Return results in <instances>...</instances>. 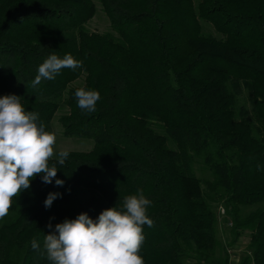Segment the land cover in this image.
Returning a JSON list of instances; mask_svg holds the SVG:
<instances>
[{"label": "trees", "instance_id": "trees-1", "mask_svg": "<svg viewBox=\"0 0 264 264\" xmlns=\"http://www.w3.org/2000/svg\"><path fill=\"white\" fill-rule=\"evenodd\" d=\"M99 3L117 37L86 28L93 0H0V97H21L49 132L62 102L63 134L94 141L88 151H68L63 165L52 158L51 184L37 175L13 197L0 225V264H51L43 242L56 224L80 213L96 219L138 189L154 221L143 226L144 264H229L227 250L217 252L211 202L218 200L231 220L228 245L249 231L250 252L239 264H264V206L240 214L264 204V0ZM53 53L71 54L82 67L34 88L39 65ZM82 75V85L69 86ZM78 88L100 93L95 112L77 106ZM242 88L252 122L234 108ZM195 159L211 172L207 192L193 173ZM49 193L59 195L46 208Z\"/></svg>", "mask_w": 264, "mask_h": 264}, {"label": "clouds", "instance_id": "clouds-1", "mask_svg": "<svg viewBox=\"0 0 264 264\" xmlns=\"http://www.w3.org/2000/svg\"><path fill=\"white\" fill-rule=\"evenodd\" d=\"M79 67L82 61L71 54L60 58L53 53L39 65L32 86L35 88L42 80H54L64 68ZM75 97L77 106L89 114L96 111L101 99L97 90L85 88H78ZM56 141V135L39 120V113L25 110L21 97H0V219L8 214L13 197L29 189L37 175L42 174L46 184L57 177L58 169L55 164L50 166L49 161L55 155L63 165L69 152H54ZM63 183L55 179L57 186ZM58 195L49 193L45 207H51ZM150 204L143 190L138 189L137 194L124 197L121 208H106L96 219L87 213H80L75 219L66 218L44 237L47 259L51 264H144L139 253L145 239L143 226L154 225L147 215ZM31 247L39 249L36 239H32Z\"/></svg>", "mask_w": 264, "mask_h": 264}, {"label": "rangeland", "instance_id": "rangeland-1", "mask_svg": "<svg viewBox=\"0 0 264 264\" xmlns=\"http://www.w3.org/2000/svg\"><path fill=\"white\" fill-rule=\"evenodd\" d=\"M195 3L197 0H193ZM95 5V14L94 16L86 23V28L89 31H95L98 33H112L115 37H117V34L112 31L110 27L109 20L102 10V7L99 3V0H93ZM203 27V31L205 33L212 34L213 36L219 38V35L216 34L213 27L204 22L200 21ZM83 83V75L80 76L76 81L72 82L69 86H77L82 85ZM60 108L55 113L54 118L49 124L50 132L54 133L56 135L57 141L56 145L54 147V152H59L60 150H67V151H88L93 146V139L91 138H84L79 136H65L63 134V128L60 123V117L61 115L65 114L67 112V107L60 102L59 103ZM235 110L238 118H243L248 121H253V113L251 110V105L249 103L248 97H247V91L245 88H242L241 92L236 95L235 99ZM153 128L162 134H166L163 128L159 127L158 125L154 124ZM169 145L171 147H174L172 142L169 141ZM53 158H56L54 155ZM192 169L194 175L199 178L200 180V187L203 192H207L206 187V181L212 180L211 172L206 168V166L202 163L201 160L195 159L192 163ZM84 194L87 192H83ZM263 203H257L250 206L241 207L240 214L241 216L247 215L249 212L255 210L256 208L263 207ZM212 211L214 212L217 223L215 226V235L216 238L219 241V246L217 248V252H221L223 250H227V253L229 254V264H234L235 260H238L240 262L241 258L247 254H249V249L247 247L248 240H249V231L245 230L243 231L241 237L239 238L237 243H234L233 245H228V242L230 241V218L225 215V212L222 214L221 209L224 210V205L222 200H218L216 202H211ZM225 211V210H224ZM9 213L3 218L0 219V225L9 220L10 218ZM184 264H197L194 259L188 258L184 259ZM238 262V263H239ZM202 264V263H200Z\"/></svg>", "mask_w": 264, "mask_h": 264}, {"label": "crops", "instance_id": "crops-1", "mask_svg": "<svg viewBox=\"0 0 264 264\" xmlns=\"http://www.w3.org/2000/svg\"><path fill=\"white\" fill-rule=\"evenodd\" d=\"M238 262H239L238 260H235V261H234V264H239Z\"/></svg>", "mask_w": 264, "mask_h": 264}, {"label": "built area", "instance_id": "built-area-1", "mask_svg": "<svg viewBox=\"0 0 264 264\" xmlns=\"http://www.w3.org/2000/svg\"><path fill=\"white\" fill-rule=\"evenodd\" d=\"M221 213H222V214L224 213V210H223V209H221Z\"/></svg>", "mask_w": 264, "mask_h": 264}]
</instances>
